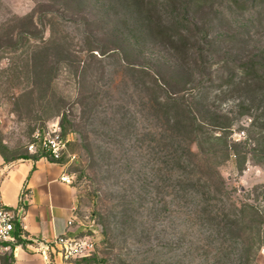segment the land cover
I'll use <instances>...</instances> for the list:
<instances>
[{
	"label": "rangeland",
	"instance_id": "obj_1",
	"mask_svg": "<svg viewBox=\"0 0 264 264\" xmlns=\"http://www.w3.org/2000/svg\"><path fill=\"white\" fill-rule=\"evenodd\" d=\"M55 124L82 264H264V0H0V153Z\"/></svg>",
	"mask_w": 264,
	"mask_h": 264
},
{
	"label": "crops",
	"instance_id": "obj_2",
	"mask_svg": "<svg viewBox=\"0 0 264 264\" xmlns=\"http://www.w3.org/2000/svg\"><path fill=\"white\" fill-rule=\"evenodd\" d=\"M63 174H68L63 164L44 157L6 161L0 155V205L23 208L16 231L25 238L8 252L12 264H48L38 251V241L78 231L76 192L60 179Z\"/></svg>",
	"mask_w": 264,
	"mask_h": 264
},
{
	"label": "built area",
	"instance_id": "obj_3",
	"mask_svg": "<svg viewBox=\"0 0 264 264\" xmlns=\"http://www.w3.org/2000/svg\"><path fill=\"white\" fill-rule=\"evenodd\" d=\"M31 153H39L42 157L58 162L66 151V140L60 132V127L36 131L33 140L28 145ZM60 179L71 183V177L63 174ZM22 207L0 205V252L15 250L18 238H25L23 233L16 231V223H22ZM72 225V220L68 221ZM38 251L44 256L48 264H82L94 250V243L86 234L76 231L55 236L51 240H40L37 243Z\"/></svg>",
	"mask_w": 264,
	"mask_h": 264
},
{
	"label": "trees",
	"instance_id": "obj_4",
	"mask_svg": "<svg viewBox=\"0 0 264 264\" xmlns=\"http://www.w3.org/2000/svg\"><path fill=\"white\" fill-rule=\"evenodd\" d=\"M1 155H2V157L4 158V160H6V161H8V160H15V159H26V158H31V159H34V160H37V159H39L40 157H42V155L41 154H39V153H36V154H32V155H30V154H21V155H18V156H16V157H13V158H7L3 153H0ZM62 159V158H61ZM60 159V160H61ZM58 162H60V161H58ZM21 239L20 238H18V242L20 241ZM7 260H9L10 261V263L9 264H12V261H13V256L11 255V254H9V255H5L4 257H2L1 259H0V264H3L5 261H7ZM88 260V258H86V259H84L83 260V262H85V261H87Z\"/></svg>",
	"mask_w": 264,
	"mask_h": 264
}]
</instances>
